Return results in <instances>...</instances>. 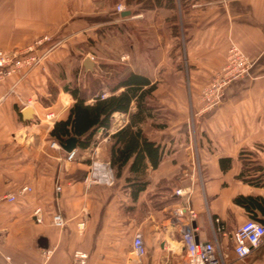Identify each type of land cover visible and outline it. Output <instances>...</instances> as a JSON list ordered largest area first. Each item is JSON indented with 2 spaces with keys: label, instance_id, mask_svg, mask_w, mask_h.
<instances>
[{
  "label": "crops",
  "instance_id": "crops-1",
  "mask_svg": "<svg viewBox=\"0 0 264 264\" xmlns=\"http://www.w3.org/2000/svg\"><path fill=\"white\" fill-rule=\"evenodd\" d=\"M144 3L0 0V49L21 51L41 40L37 51L48 50L40 66L0 83V195L30 188L0 207L2 261L8 255L15 264H80L74 254L81 252L84 264H133L131 243L140 232L145 253L139 264H181V223L174 210L189 207L196 214V241L216 234L226 264H264V240L238 260L224 236L249 219L264 224V205L247 210L234 203L238 196L264 200V0ZM118 4L125 11L117 13ZM230 44L251 60L249 75L227 85L221 104L203 112L199 92L225 63ZM86 57L94 64L90 70L83 67ZM115 69L154 85L139 128L159 146L160 158L155 168L147 162V185L135 197L126 183L128 165L110 187L85 184L91 150L109 163V138L128 124L134 101L128 112H115L126 115L121 128L111 115L108 129H98L88 148L79 149L81 138L75 137L74 161L65 160L61 146L50 148L56 141L50 130L74 103L69 91L89 90L93 79ZM121 90L103 87L85 104ZM47 112L55 114L52 123L44 120ZM225 158L230 164L223 171ZM177 189L188 195H174ZM35 210L41 223L33 219ZM54 214L63 218L62 228L51 225Z\"/></svg>",
  "mask_w": 264,
  "mask_h": 264
},
{
  "label": "built area",
  "instance_id": "built-area-1",
  "mask_svg": "<svg viewBox=\"0 0 264 264\" xmlns=\"http://www.w3.org/2000/svg\"><path fill=\"white\" fill-rule=\"evenodd\" d=\"M117 13L125 11L122 4H118L115 7ZM42 41L38 40L32 45L21 51L7 52L0 49V83L5 77L20 71H28L42 64L43 58L48 50L38 52L37 47L41 45ZM124 59V57H122ZM230 64L223 68L210 84L205 86L200 95L201 111H210L221 103L222 90L226 85L238 80L245 75H248L251 63L248 58L244 57L236 49L232 50L230 57ZM107 96L106 92H103L99 98L104 99ZM116 127H122L126 121V115L121 113H114L111 116ZM44 120L48 123H52L55 120V114L53 112H47L44 115ZM99 132H102L100 129ZM50 148L60 149V144L56 141H51ZM77 151L75 149L65 154V160L68 162L74 161ZM90 162L86 172L85 184L90 186H107L110 187L114 184L115 174L114 170L108 162H104L98 159L96 148H93L89 156ZM55 190L59 192V186L55 187ZM30 192L29 187H22L16 193H8L0 195V207L4 204H12L16 201L17 197L24 193ZM174 195L182 197L187 196L188 193L183 189H177L174 191ZM174 216L176 220L181 223V242L183 244L184 259L181 264H226L227 254L222 248L220 242L217 239L216 234L213 235L210 241H196L194 236L195 228L193 227V220L196 218L195 212L189 207H177L174 210ZM188 218H185V217ZM33 219L35 223H41L39 216V210L33 212ZM51 225L56 228H62L64 220L59 214H54L51 217ZM84 222L81 221L77 224L79 230L83 227ZM219 231V230H218ZM232 244V251L238 260L246 259L264 240V224H261L255 220H246L242 225L237 227L229 234H225ZM1 239V231H0ZM133 264H139L140 259L145 253L142 235L140 232H136L133 236L132 243ZM49 252H46L47 256ZM74 258L80 263L84 264L86 260V254L76 252ZM5 264H15L8 255L3 256ZM20 264H46L24 262Z\"/></svg>",
  "mask_w": 264,
  "mask_h": 264
},
{
  "label": "trees",
  "instance_id": "trees-1",
  "mask_svg": "<svg viewBox=\"0 0 264 264\" xmlns=\"http://www.w3.org/2000/svg\"><path fill=\"white\" fill-rule=\"evenodd\" d=\"M141 1L146 3V0H125L127 5ZM144 86L147 88L143 89ZM103 87H107L112 93L119 88L122 90L104 99L97 96L93 104L86 105L87 97L96 96ZM153 89L154 85H149L146 78L130 72L122 75L115 69L110 74H102L100 80L93 79L90 82L89 90L73 88L69 91L74 98V103L68 111L67 118L56 121L49 135L60 144L70 136L81 138L78 147L86 149L90 146L91 139L98 129H108L110 116L115 112H128L134 101L136 109L129 113L128 124L109 138V164L115 170L117 178L120 177L123 168L128 165L126 183L131 188L132 197H135L147 185V162L155 168L160 158L159 146L149 141L139 128V124L147 113L144 98ZM229 164L228 158L220 159V167L223 171L227 170ZM253 184L258 185L259 182L256 181ZM234 203L247 210L262 209L264 200L260 197L238 196L234 199Z\"/></svg>",
  "mask_w": 264,
  "mask_h": 264
},
{
  "label": "water",
  "instance_id": "water-1",
  "mask_svg": "<svg viewBox=\"0 0 264 264\" xmlns=\"http://www.w3.org/2000/svg\"><path fill=\"white\" fill-rule=\"evenodd\" d=\"M92 66H94L93 62L88 58L86 57L84 59V62H83V67L85 69H92ZM31 115H32V110L31 108L27 107L25 108L24 112H23V116L25 119H30L31 118ZM79 141V139L75 138V137H70L68 139L65 140V142L63 144H61V148L66 151V152H69L71 150H73L74 148H76V145H77V142ZM38 244L40 247L42 248H46V241L45 239L43 238H40L38 240Z\"/></svg>",
  "mask_w": 264,
  "mask_h": 264
},
{
  "label": "rangeland",
  "instance_id": "rangeland-1",
  "mask_svg": "<svg viewBox=\"0 0 264 264\" xmlns=\"http://www.w3.org/2000/svg\"><path fill=\"white\" fill-rule=\"evenodd\" d=\"M133 3V2H132ZM233 49H236L238 52H240L242 55H244V57H246V58H248L236 45H234V44H230V46L228 47V49H227V51H226V58H225V63L223 64V66L219 69V70H217V71H215L211 76H210V78H209V80L202 86V88H201V90H200V92H199V95H198V100H199V103H200V95H201V92H202V90H203V88L205 87V86H207L208 84H210L211 83V81L212 80H214V77H215V75H217V73H219L223 68H225V67H227L229 64H230V62H231V59H230V57H231V55H232V50ZM124 58H126V57H124ZM249 59V58H248ZM124 60V59H123ZM249 61H250V63H251V65H252V62H251V60L249 59ZM252 67V66H251ZM251 69V68H250ZM250 69H249V71H250ZM248 75H249V72H248ZM248 75H245V76H248ZM243 77H241V78H239L238 80H240V79H242ZM237 81V80H236ZM227 86V85H226ZM225 86V87H226ZM225 87L223 88V90H222V94H223V92H224V89H225ZM224 96V95H223ZM223 96H222V99H221V102H222V100H223ZM221 104V103H220ZM219 104V105H220ZM219 105H217L216 107H218ZM201 103H200V109H201ZM216 107H214V108H216ZM213 108V109H214ZM183 259H184V257H183ZM183 259H182V261H183ZM0 264H4L3 263V261L0 259Z\"/></svg>",
  "mask_w": 264,
  "mask_h": 264
}]
</instances>
